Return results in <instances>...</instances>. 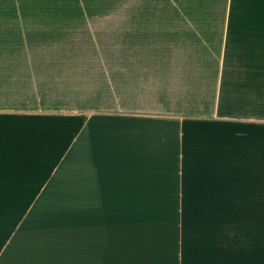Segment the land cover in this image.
Returning <instances> with one entry per match:
<instances>
[{
	"label": "crops",
	"instance_id": "obj_1",
	"mask_svg": "<svg viewBox=\"0 0 264 264\" xmlns=\"http://www.w3.org/2000/svg\"><path fill=\"white\" fill-rule=\"evenodd\" d=\"M128 1L0 0V186L79 264H264V0Z\"/></svg>",
	"mask_w": 264,
	"mask_h": 264
},
{
	"label": "rangeland",
	"instance_id": "obj_2",
	"mask_svg": "<svg viewBox=\"0 0 264 264\" xmlns=\"http://www.w3.org/2000/svg\"><path fill=\"white\" fill-rule=\"evenodd\" d=\"M38 5L58 6L62 5V0H38ZM65 5L72 10L125 8L129 5V1L65 0ZM36 188L37 186H0V263L11 259L13 264H20V262L22 264H79L76 214L67 217L64 215L39 216L37 222H21L24 216L30 214L31 208L28 205ZM31 226L33 229L24 232L26 235L23 237L14 234L18 227L31 228ZM66 226L69 227L64 229ZM48 235L57 237L50 238Z\"/></svg>",
	"mask_w": 264,
	"mask_h": 264
}]
</instances>
